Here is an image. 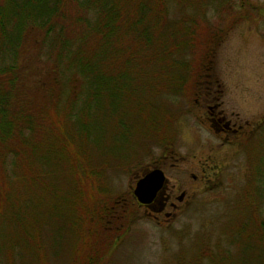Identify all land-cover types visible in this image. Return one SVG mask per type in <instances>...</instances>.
<instances>
[{"label":"rangeland","instance_id":"rangeland-1","mask_svg":"<svg viewBox=\"0 0 264 264\" xmlns=\"http://www.w3.org/2000/svg\"><path fill=\"white\" fill-rule=\"evenodd\" d=\"M200 4V33L210 28L218 42L209 75L220 91L212 84V95L220 94L225 113L248 122L244 135L225 142L209 126L204 83L196 95L184 81L158 91L153 68L130 73L131 96L102 105L84 126L52 117L46 182L35 200L48 264L71 263L79 249L95 251V264L260 261L262 241L245 221L250 210L264 219V0ZM154 164L184 192L169 216H149L132 193ZM26 249L17 264H40Z\"/></svg>","mask_w":264,"mask_h":264},{"label":"trees","instance_id":"trees-1","mask_svg":"<svg viewBox=\"0 0 264 264\" xmlns=\"http://www.w3.org/2000/svg\"><path fill=\"white\" fill-rule=\"evenodd\" d=\"M201 1L0 0V264H17L27 247L48 264L35 200L46 182L52 117L84 126L102 105L131 96L130 73L154 69L158 91L184 81L194 95L216 82L209 74L218 42L212 29L200 33ZM251 212L245 222L260 236L264 264V219ZM80 250L68 264H95V251Z\"/></svg>","mask_w":264,"mask_h":264},{"label":"flooded vegetation","instance_id":"flooded-vegetation-1","mask_svg":"<svg viewBox=\"0 0 264 264\" xmlns=\"http://www.w3.org/2000/svg\"><path fill=\"white\" fill-rule=\"evenodd\" d=\"M212 84H216L215 86L217 92L220 91V88L218 87L219 84L217 83V81L214 83L209 82L208 84H204L206 88L205 92L206 94H208L207 96H204V98L206 97V100L202 98L203 100L207 101L206 106L209 116L206 117V119L209 123V126L216 132V134L220 135L225 142L231 141V139H233L234 141V138H238L244 135V127L248 125V122H244V124H242L238 120V114L234 113L233 111L232 113H230V115L224 112V110L221 108V101L218 100L220 94H218V96H214V94L212 95ZM211 98L213 101L212 104L208 102V100ZM233 116L235 117V119H233ZM154 167L161 168L159 164H154L148 169H146L144 172H142L140 176H142L145 172ZM140 176H138V178ZM176 191L177 189L175 188V185L169 186L168 180L166 178V181L163 184L162 188L157 192L155 198L149 204L145 205L139 204L137 202V205L139 207H143L144 211L149 216L152 215L154 217H157L161 214L164 216H169V211L167 209H175L177 207V204L174 200H176L177 202H181L184 199V192H180L177 194ZM157 222L159 223V221Z\"/></svg>","mask_w":264,"mask_h":264},{"label":"water","instance_id":"water-1","mask_svg":"<svg viewBox=\"0 0 264 264\" xmlns=\"http://www.w3.org/2000/svg\"><path fill=\"white\" fill-rule=\"evenodd\" d=\"M166 177L161 168L154 167L136 179L132 193L139 204H149L162 188Z\"/></svg>","mask_w":264,"mask_h":264}]
</instances>
